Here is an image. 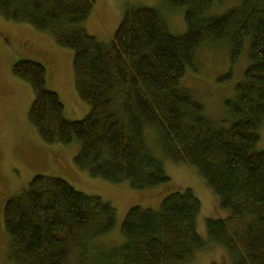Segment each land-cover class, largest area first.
<instances>
[{
    "label": "trees",
    "instance_id": "trees-1",
    "mask_svg": "<svg viewBox=\"0 0 264 264\" xmlns=\"http://www.w3.org/2000/svg\"><path fill=\"white\" fill-rule=\"evenodd\" d=\"M166 2L187 7L184 34L173 35L155 9L130 8L110 43L102 44L65 27L83 23L96 0H0L4 20L50 32L73 51L76 91L90 108L84 119L67 120L59 96L45 87L44 67L22 60L12 74L33 90L28 120L46 144L78 141L75 165L91 177L126 181L135 190L169 182L145 139L148 130L159 132L162 156L195 168L230 212L206 220L209 242L222 246L232 264H264V151L254 150L264 122V0H241L210 19L205 15L215 0ZM227 37L232 65L249 41V65L234 102L226 103L234 121L224 131L179 86L197 49ZM200 211L190 189L167 195L158 211L131 207L120 227L124 242L105 249L100 242L115 226L114 208L61 178L37 175L5 202L2 216L12 264H72L73 256L76 264H184L206 247L197 232Z\"/></svg>",
    "mask_w": 264,
    "mask_h": 264
},
{
    "label": "rangeland",
    "instance_id": "rangeland-1",
    "mask_svg": "<svg viewBox=\"0 0 264 264\" xmlns=\"http://www.w3.org/2000/svg\"><path fill=\"white\" fill-rule=\"evenodd\" d=\"M241 0H215L205 19L221 16L240 4ZM146 7L157 10L165 19L173 35L186 32L187 7H170L166 0H96L89 17L81 24L66 25L67 31L84 30L102 44H109L127 9ZM65 29V28H63ZM209 42V43H208ZM246 41L235 65L230 63V38L207 40L196 51L193 64L188 66L180 90L203 108L204 118L216 130H227L234 119L227 102H234L235 87L243 81L249 65ZM73 51L60 47L50 32H41L25 22L6 21L0 16V264H12L10 240L3 227L5 202L27 189L37 175L57 177L68 182L77 191L99 196L115 210V226L102 238V247H117L124 242L120 227L127 211L134 206L158 211L162 200L173 192L190 189L201 203L197 218V232L206 247L194 253L184 264H232L226 250L209 242L206 233L207 219H226L230 212L219 207L218 198L207 186L196 169L175 164L162 156L160 133L148 130L147 144L161 158L169 182L155 188L135 190L128 182L113 184L93 178L75 165L80 143L73 140L68 145L44 143L28 120V111L34 100L30 85L12 74V66L22 60L41 64L45 69V87L55 92L64 105V117L69 121L84 119L89 106L78 96L73 73ZM231 73L228 83L220 78ZM259 140L255 151H264V122L258 130ZM77 259L73 256L72 264Z\"/></svg>",
    "mask_w": 264,
    "mask_h": 264
}]
</instances>
